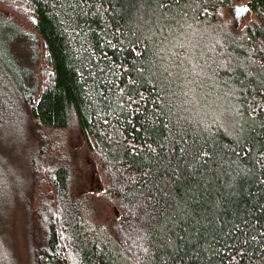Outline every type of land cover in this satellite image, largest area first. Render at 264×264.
Masks as SVG:
<instances>
[{"label":"trees","instance_id":"obj_1","mask_svg":"<svg viewBox=\"0 0 264 264\" xmlns=\"http://www.w3.org/2000/svg\"><path fill=\"white\" fill-rule=\"evenodd\" d=\"M238 3L239 35L222 21ZM0 9V131L21 123L37 146L29 264H264V0ZM72 118L118 211L104 224L48 153Z\"/></svg>","mask_w":264,"mask_h":264},{"label":"rangeland","instance_id":"obj_2","mask_svg":"<svg viewBox=\"0 0 264 264\" xmlns=\"http://www.w3.org/2000/svg\"><path fill=\"white\" fill-rule=\"evenodd\" d=\"M241 4L244 3L235 4L223 10L222 16L226 27L238 35L250 19L248 12L237 8ZM1 29L10 31L7 24L0 20ZM13 51L19 58L24 54L21 44H16ZM24 65L28 67L27 63ZM19 125L13 130L0 131V256L2 264H6L3 255L7 252L10 259H13L10 260L13 264H29L26 225L28 216L35 207L37 191L41 190L35 186L36 180L27 169V163L37 146L26 128L23 127L22 131V124L19 123ZM47 133L49 140L51 138L54 143L56 141L55 144L50 142L48 153L51 154L54 151L69 156L72 194L74 196L88 194L86 200L98 214L100 223L104 224L116 217L118 215L116 207L105 202L103 198L104 183L97 174V167L87 151L76 120L72 118L64 131ZM48 153L46 152L45 158L48 157ZM52 158L45 160L51 161Z\"/></svg>","mask_w":264,"mask_h":264},{"label":"water","instance_id":"obj_3","mask_svg":"<svg viewBox=\"0 0 264 264\" xmlns=\"http://www.w3.org/2000/svg\"><path fill=\"white\" fill-rule=\"evenodd\" d=\"M237 8H241L244 11L248 12V7L245 4H241V5L237 6Z\"/></svg>","mask_w":264,"mask_h":264}]
</instances>
